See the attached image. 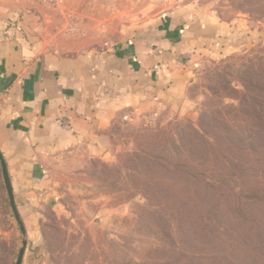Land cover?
Masks as SVG:
<instances>
[{"label": "rangeland", "instance_id": "obj_1", "mask_svg": "<svg viewBox=\"0 0 264 264\" xmlns=\"http://www.w3.org/2000/svg\"><path fill=\"white\" fill-rule=\"evenodd\" d=\"M137 3L154 6L143 11V17L193 3L232 23L234 30L224 52L197 63L180 101L118 120L106 134L105 155L89 158L85 166L50 168L48 185L54 199L36 201L34 206L23 196L14 199L26 235L21 264H180L179 251L169 248L163 230L178 246L181 218L190 215L194 220L196 206V218L212 234V245L200 248L199 254L240 260L250 252L243 235L229 222L234 219L227 218L226 208H220L224 215H206L193 188L182 191L179 184L154 172L147 174L139 157L174 155L196 130L211 147L201 170L213 173L221 163L236 164L254 183L264 184V144L237 99L245 73L264 66V0ZM122 16L124 23L136 21L133 11ZM250 211L264 231V216ZM20 246L0 169V264H15Z\"/></svg>", "mask_w": 264, "mask_h": 264}, {"label": "crops", "instance_id": "obj_2", "mask_svg": "<svg viewBox=\"0 0 264 264\" xmlns=\"http://www.w3.org/2000/svg\"><path fill=\"white\" fill-rule=\"evenodd\" d=\"M153 7L64 0L62 16L0 0V155L15 201L54 199L50 168L104 156L118 120L180 101L197 63L225 51L234 27L211 10L191 3L141 15ZM124 11L136 21L124 23Z\"/></svg>", "mask_w": 264, "mask_h": 264}, {"label": "trees", "instance_id": "obj_3", "mask_svg": "<svg viewBox=\"0 0 264 264\" xmlns=\"http://www.w3.org/2000/svg\"><path fill=\"white\" fill-rule=\"evenodd\" d=\"M240 84L243 90L237 97L240 110L264 144V66L245 73ZM191 137L174 155L150 159L139 157V161L147 168V174L154 172L163 179L179 184L182 191L188 186L193 188L200 200L198 205L206 215L212 216V212L224 215L220 208H226L227 218L234 219L229 222L235 226L233 228L237 234L243 235L241 238H244L250 252L246 251L240 260L238 257L223 259L199 254L200 248L212 245V234L204 227L202 219L198 221L196 218L199 215L197 206L194 208V220L190 215L181 218L178 246L169 231L163 230L169 248L179 251L180 264H252L253 261L264 264V231L255 225L250 211L264 216V184L254 183L249 173L236 164L221 163V168L213 173L201 170L210 157L211 147L196 130H193ZM186 199L190 204H196L191 197ZM242 199H245L243 203ZM182 205L188 204L184 202ZM241 219L246 223L242 224Z\"/></svg>", "mask_w": 264, "mask_h": 264}, {"label": "water", "instance_id": "obj_4", "mask_svg": "<svg viewBox=\"0 0 264 264\" xmlns=\"http://www.w3.org/2000/svg\"><path fill=\"white\" fill-rule=\"evenodd\" d=\"M0 169H1L3 185H4L5 192H6L8 201H9V206H10V209H11L12 214L14 216L15 222H16L18 229L20 231V234H21V246L19 248L18 256H17V259L15 261V264H21L22 259H23V255H24V251L26 248V235H25L24 226L22 224V221H21V219L17 213L16 207H15L14 196L12 193V188H11V184L9 181L6 165H5L1 155H0Z\"/></svg>", "mask_w": 264, "mask_h": 264}, {"label": "built area", "instance_id": "obj_5", "mask_svg": "<svg viewBox=\"0 0 264 264\" xmlns=\"http://www.w3.org/2000/svg\"><path fill=\"white\" fill-rule=\"evenodd\" d=\"M34 3L38 4H46L50 6L54 11L58 12L60 15H66V11L64 9V0H28ZM72 20L75 19V17H71Z\"/></svg>", "mask_w": 264, "mask_h": 264}]
</instances>
